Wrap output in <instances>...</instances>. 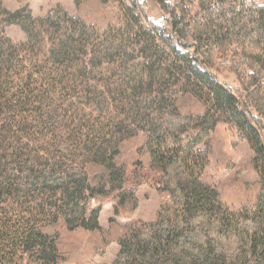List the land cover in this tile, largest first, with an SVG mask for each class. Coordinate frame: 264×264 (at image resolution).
<instances>
[{"label":"trees","instance_id":"trees-1","mask_svg":"<svg viewBox=\"0 0 264 264\" xmlns=\"http://www.w3.org/2000/svg\"><path fill=\"white\" fill-rule=\"evenodd\" d=\"M94 1L34 16L0 0V264L86 263L63 234L100 232L95 197L132 214L136 182L169 200L120 229L109 264H264V0H153L161 22L144 0ZM221 132L259 177L238 206L204 179Z\"/></svg>","mask_w":264,"mask_h":264},{"label":"rangeland","instance_id":"rangeland-1","mask_svg":"<svg viewBox=\"0 0 264 264\" xmlns=\"http://www.w3.org/2000/svg\"><path fill=\"white\" fill-rule=\"evenodd\" d=\"M6 7L15 10L24 6L30 8L34 16H43L57 5L66 8L70 13H77V0H3ZM147 4V14L157 22L162 21L163 13L153 0H144ZM87 7H95L96 2L90 0ZM8 36L14 42L25 39L24 33L18 26H11L7 30ZM22 56H25L24 54ZM25 59V58H24ZM26 60V59H25ZM28 60V57H27ZM221 82L235 86L236 77L227 72L219 75ZM190 113L199 114L204 111L201 103L192 104L186 109ZM217 136L216 154H213L209 167L205 174V181L214 185L220 192L221 199L228 205L238 206L243 202L251 200L255 193L256 184L259 181L257 172L253 167V151L245 141L234 145L228 137ZM218 135V134H217ZM141 139H129L126 141L125 157L130 164L139 158L136 154L137 146ZM230 144V145H229ZM227 151L225 154L223 148ZM230 158L229 165L220 162ZM144 164L147 166V161ZM136 181H132L134 184ZM129 186H131V184ZM136 185V196L138 207L130 215H117L115 213L116 200L113 198L95 197L90 200V207H101L99 222L101 230L99 233H91L84 230L65 232L62 240L65 248L78 249L86 256L84 264H109L113 261L118 249V234L122 227H130L143 221L155 220L160 207L169 200L168 193H162L157 189L154 182H140ZM252 194V195H251Z\"/></svg>","mask_w":264,"mask_h":264}]
</instances>
